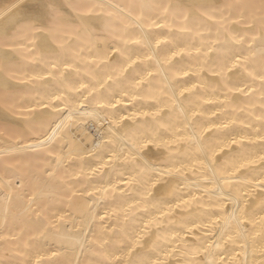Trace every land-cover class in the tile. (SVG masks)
<instances>
[{
	"label": "bare ground",
	"instance_id": "bare-ground-1",
	"mask_svg": "<svg viewBox=\"0 0 264 264\" xmlns=\"http://www.w3.org/2000/svg\"><path fill=\"white\" fill-rule=\"evenodd\" d=\"M0 264H264V0H0Z\"/></svg>",
	"mask_w": 264,
	"mask_h": 264
},
{
	"label": "rangeland",
	"instance_id": "rangeland-1",
	"mask_svg": "<svg viewBox=\"0 0 264 264\" xmlns=\"http://www.w3.org/2000/svg\"><path fill=\"white\" fill-rule=\"evenodd\" d=\"M262 1H263V0H262ZM256 2H258V1H256ZM256 2H255L256 6L260 7V6H261V3H259V4H260V6H259V5H257V3H256ZM255 4H254V5H255ZM256 6H255V7H256Z\"/></svg>",
	"mask_w": 264,
	"mask_h": 264
}]
</instances>
